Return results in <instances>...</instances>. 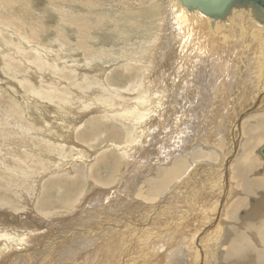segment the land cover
<instances>
[{
  "label": "rangeland",
  "instance_id": "obj_1",
  "mask_svg": "<svg viewBox=\"0 0 264 264\" xmlns=\"http://www.w3.org/2000/svg\"><path fill=\"white\" fill-rule=\"evenodd\" d=\"M164 9L161 0H0V264H171L173 259L187 264L178 239L192 235L197 264H210L202 248L210 245L205 236L218 223L231 234L218 247L219 255L228 250L235 235L255 249L264 246L257 231L248 228L259 221L248 217L239 221L253 205L249 198L241 196L246 203L241 209L227 207L242 192V179L233 175V167L249 129L261 135L250 153L257 163L249 165L248 180L264 179V160L258 153L264 145V130H259L264 120V87L260 88L259 80L253 90V76L243 68L247 60L252 66L251 51H246V61L238 52L253 27L239 20L235 27L218 29V38L221 31L225 42L202 40L212 47L203 43L200 50L190 48L200 54L189 64L197 75L182 63L176 83L183 87L168 86L177 68L169 78L159 63L178 55L177 42L187 48L191 44L188 34L184 42L168 28L171 18ZM241 25L249 28L247 32ZM34 33L36 37L31 36ZM167 36L168 41L160 45ZM258 95V107L240 121L238 153L229 159L233 127L237 132L234 122ZM142 102V110L133 107ZM134 109L150 114L144 112L142 120L137 119ZM62 118H76L78 124L66 131L60 126ZM56 124L64 131L55 133ZM219 137L227 141L220 151L227 152L231 146L224 160L229 161L228 187L221 177V190L226 188L228 198L220 196L221 190L218 196L211 194L210 188L224 166L215 151ZM54 138L57 142L52 143ZM185 148L193 154L189 159L177 157L179 173L168 179L165 175L175 164L167 156ZM211 151L213 157L205 158V152ZM191 161L199 163L188 173ZM161 182L162 188L152 193L150 184ZM248 195L260 200L255 192ZM216 197L217 212L222 199L221 213H214L218 219L213 215L211 223L199 229L196 221ZM173 232L172 247L166 249L163 242ZM149 253L155 254L156 261Z\"/></svg>",
  "mask_w": 264,
  "mask_h": 264
},
{
  "label": "bare ground",
  "instance_id": "obj_2",
  "mask_svg": "<svg viewBox=\"0 0 264 264\" xmlns=\"http://www.w3.org/2000/svg\"><path fill=\"white\" fill-rule=\"evenodd\" d=\"M161 4H162V6H164V10H167V17L170 19V23H169V21H168V28L172 31V33L174 34V31L176 32V35H177V33L178 34H180L181 36H182V40L181 41H184L185 40V38H186V35L188 34V37H189V41H190V44L191 45H189L190 47H188L187 48V46L188 45H186L185 47H184V45L182 44L181 45V43H180V41L179 42H177L178 41V39L180 38V36H179V38L178 39H176L177 41V44H178V48H180V49H178V55H176V56H171L170 57V59H166L165 61H162L161 63H159V67L160 68H164V71H163V73H168V77L170 78L171 76H172V72L174 73V71L173 70H175L178 66L181 68V66H180V64H182L183 63V66H185L184 68H190V71H193L192 73L190 72V74L192 75V74H194L195 72H194V68L192 67V66H189V64L191 63L190 61H193L196 57H198L196 54H195V50L197 51V50H200L201 48H202V44L204 43V45L206 44V45H208L207 43H209V42H203L202 40H219V38L220 39H222L223 40V42H225L226 40H225V36H223L222 35V33H221V31H224L223 30V28L224 29H228L229 28V26H232V27H235V25L233 24V23H238V21L239 20H241V22L240 23H244V24H249L250 25V27H253V31L251 32V30H250V35H249V37H247L248 39V41L245 39V43L241 46V48H240V50L238 51L239 53H241L242 54V56H244L247 52H248V50L249 51H251L248 55H250L251 53V57H252V61L253 62H256V65H255V63L253 64V62H252V66H251V62H250V66H249V64L248 63H246L247 61H246V55H245V63H244V61L242 62V63H244L242 66H243V68H246L247 70H248V72H247V74L249 75V77L250 76H253V86H252V88H253V90L255 89V87H256V82L257 81H259L260 80V88L261 87H264V79H263V76H264V26H261V25H258V24H254V23H251L247 18H244V17H242V15L241 14H239L238 12H233L232 13V16H230L229 18H227L225 21H213V20H210V19H208L206 16H204L203 14H201V13H199L198 11H196V10H193V11H189V10H187L186 8H184L183 6H181L180 5V3H179V1L178 0H161ZM237 20V22L236 21H234V20ZM1 21V20H0ZM241 29H244V30H246V32H247V30L249 29L248 27H245V25H241V27H240ZM248 28V29H247ZM218 29L219 30H221L220 31V37L218 38V33H219V31H218ZM13 30H16L15 28H13ZM30 31H32L33 32V29L31 28V30ZM165 31H167V29L165 30ZM231 31H233V29L231 30L230 29V32ZM31 32V33H32ZM167 32H169V31H167ZM234 32H235V30H234ZM233 32V33H234ZM239 32L241 33V31H240V29H239ZM228 33V32H227ZM237 33V32H236ZM249 33V32H248ZM232 34V33H231ZM238 34V33H237ZM34 36V37H36L35 36V33L34 34H31V36ZM170 35H171V33H170ZM169 35V36H170ZM233 35V34H232ZM235 35V34H234ZM160 36L161 37H163V35H161L160 34ZM165 36V35H164ZM169 36H167V38H166V40H160V45H164L163 44V42H167L168 41V38H169ZM172 36V35H171ZM177 36V37H178ZM215 37V38H214ZM234 37V36H233ZM160 38V37H159ZM164 38V39H165ZM173 38V37H172ZM175 38V37H174ZM237 38H238V35H237ZM242 38V37H241ZM235 39V38H234ZM173 40V39H172ZM192 40V41H191ZM236 40V39H235ZM163 41V42H162ZM202 41V42H201ZM230 41V40H229ZM232 41V40H231ZM240 41H242V40H240ZM172 42V41H171ZM185 42V41H184ZM184 42H182V43H184ZM216 42V41H215ZM228 42V41H227ZM235 42V41H234ZM239 42V41H238ZM196 43H197V45H196ZM217 43V42H216ZM216 43H214V44H216ZM220 42L218 41V44H219ZM231 43H233V42H231ZM236 43V42H235ZM243 42H241V44H242ZM221 44V43H220ZM220 44L218 45V46H220ZM224 44V43H223ZM222 44V45H223ZM230 44V43H229ZM238 44H240V43H238ZM38 45V44H37ZM170 45V44H169ZM202 45V46H201ZM224 45H226V44H224ZM233 45H234V43H233ZM166 46V45H165ZM164 46V48H166ZM217 46V47H218ZM229 46H231V45H228V47ZM239 46L240 45H238V48H239ZM207 48L208 47H212L211 45H208V46H206ZM225 47V46H224ZM227 47V46H226ZM161 50L163 49V47H159ZM193 48V50L194 51H192L191 49ZM222 48V47H221ZM230 48H232V46L230 47ZM209 49V48H208ZM214 49V48H213ZM39 50H40V48H39ZM219 50V49H218ZM222 50V49H221ZM225 50V49H224ZM223 50V51H224ZM233 50V49H232ZM202 51V50H201ZM206 51V50H205ZM247 51V52H246ZM39 52V51H38ZM194 52V53H193ZM201 53V52H200ZM205 53H207V52H205ZM195 54V55H194ZM222 54V53H221ZM224 54V53H223ZM240 54V55H241ZM190 55H191V57H193L192 59H190L191 57H190ZM202 55V54H201ZM207 55H210V54H208L207 53ZM236 55V54H235ZM253 55V56H252ZM254 55H255V58H254ZM195 56V57H194ZM219 56V55H218ZM35 57V56H34ZM173 57V58H172ZM208 57V56H207ZM212 57H214V56H212ZM211 57V58H212ZM216 57V56H215ZM221 57V56H220ZM250 57V56H249ZM35 59V58H34ZM39 59V58H38ZM197 59V58H196ZM195 59V60H196ZM209 59H210V57H209ZM240 60H241V58H239ZM263 60V63H261V60ZM36 60V59H35ZM194 60V61H195ZM215 60V59H214ZM218 60V59H217ZM249 60H251V58H249ZM40 61V60H39ZM36 62V61H35ZM222 62V61H221ZM215 63V62H214ZM193 64V63H192ZM217 65V64H216ZM197 69V68H196ZM181 71H182V69H181ZM181 71L179 70V68H177L176 69V74L173 76V77H171V78H173V81L170 83V84H168V86H172L174 83L175 84H178L179 86H182L181 84H179V82L178 83H176V81H178V79H179V76H180V73H181ZM184 72H185V70H184ZM183 72V73H184ZM187 72V71H186ZM214 72V71H213ZM244 72H246V71H244ZM205 73V72H204ZM196 74V73H195ZM215 74V73H214ZM197 75V74H196ZM217 75V74H216ZM260 75H261V77H260ZM219 76H220V74H219ZM244 76V75H243ZM185 77H186V75H185ZM221 77V76H220ZM239 77H241V76H239ZM238 77V78H239ZM245 77V76H244ZM202 78V77H201ZM243 78V77H242ZM246 78V77H245ZM182 79V78H181ZM189 80V79H188ZM230 80V79H229ZM252 80V79H251ZM251 80H249V81H251ZM182 81V80H181ZM195 81H197V80H195ZM243 81H244V79H243ZM205 82V81H204ZM214 82V81H213ZM225 82V81H224ZM224 82H222V83H224ZM240 82V81H239ZM238 82V83H239ZM244 82H246V81H244ZM243 82V83H244ZM208 83V82H207ZM207 83H205L206 85H209V84H207ZM216 83V82H215ZM214 83V84H215ZM228 83V82H227ZM237 83V82H236ZM242 83V82H241ZM242 83V84H243ZM182 84H184V82L182 83ZM188 85V84H187ZM245 85V84H244ZM189 86V85H188ZM214 86H216V85H214ZM248 86L250 87V84H248ZM183 87V86H182ZM219 87H221V86H219ZM207 88V87H206ZM211 88V87H210ZM227 89H228V87H226ZM231 88H233V87H231ZM230 88V89H231ZM251 88V87H250ZM226 89V90H227ZM229 89V90H230ZM235 89V88H234ZM263 91V90H262ZM262 91H261V93H262ZM162 92H164V90L162 89ZM217 92V91H216ZM212 93V92H211ZM214 93H215V91H214ZM227 93V92H226ZM253 93V92H252ZM252 93H250L251 95H252ZM216 94V93H215ZM248 94H249V92H248ZM217 95H219L218 93H217ZM254 96V95H253ZM259 96L260 95H258V98H256V99H253L254 100V102H252V103H250L249 105H248V107L247 108H244L245 110L246 109H248L250 106H252L258 99H259ZM114 98V97H113ZM108 99V98H107ZM262 99V98H261ZM109 101V100H108ZM259 101V100H258ZM83 103H86V101H84ZM100 103V102H99ZM112 103L113 104H116V99H112ZM166 103V102H165ZM241 103V102H240ZM259 103V102H258ZM248 104V103H247ZM126 105H128V104H126ZM142 105H143V102L142 103H140V104H134L133 105V107H135V108H137L138 110H142L141 109V107H142ZM163 105H164V103H163ZM116 106H117V104H116ZM220 106V105H219ZM256 107H258V106H256ZM138 110H136V109H134V113H133V117H135V118H139V119H141L142 117H144L146 114H147V111H144V112H146V114L144 113V112H141V111H138ZM229 110V109H228ZM244 110V111H245ZM244 111H243V113H244ZM75 112H79V110H77V111H75ZM149 112H150V110H149ZM152 112V111H151ZM230 112V111H229ZM80 113H83V112H80ZM106 113L107 114H109L110 113V111L108 110V111H106ZM233 113H234V115L236 114V112H234L233 111ZM150 114V113H149ZM149 114H147V115H149ZM224 114V113H223ZM228 114V113H227ZM232 114V113H231ZM61 115H63V114H61ZM160 115V114H159ZM159 115H158V118H157V120H158V122L159 123H161V121H162V119H161V117H159ZM217 114H215V116H216ZM76 116H78V113H73V117H76ZM227 116V115H226ZM196 117V116H195ZM217 117H218V115H217ZM234 117V116H233ZM237 117V116H236ZM219 118V117H218ZM217 118V119H218ZM142 120V119H141ZM195 120V119H194ZM221 120V119H220ZM40 121H41V119H40ZM40 121H38V122H40ZM143 121H144V123H146V119H143ZM38 122H33L34 123V125L35 126H37V124H38ZM220 122V121H219ZM45 123V122H44ZM223 123V122H222ZM235 123V122H234ZM76 124H78V121L76 120V118L75 119H70V118H67L66 120H64L63 118H62V122H61V127H66L67 128V130L66 131H69L70 129H71V127H74ZM33 125V126H34ZM40 125H41V122H40ZM45 125L47 126V127H49L46 123H45ZM57 125V127L55 128V127H53V128H55V129H57V132H55V133H58V130H60V131H64V128H61L60 126H59V124H56ZM222 125V124H221ZM35 126H34V128H35ZM52 125H50V127H51ZM142 125H140L139 127H141ZM234 126L236 127V124H234ZM49 127V129H51ZM159 127H161L160 126V124H159ZM199 127V126H198ZM237 128V127H236ZM197 129V128H196ZM223 129V128H222ZM239 130H240V128H239ZM259 130H264V120L261 122V124H260V128H259ZM52 131V130H51ZM59 131V132H60ZM135 131V130H134ZM199 131V130H198ZM238 128H237V132H235L234 131V127H233V129L231 130V138H232V140L235 138V139H238L239 140V138H240V136H239V134H238ZM237 133V134H236ZM199 134V133H198ZM59 135H61V134H59ZM63 135H64V133H63ZM230 135V134H229ZM260 135L261 134H259L258 133V130H256V129H249V134L247 135V138H246V140L245 141H242V144H241V146H242V149L240 150V154H239V156H238V159L236 160V162H235V164H234V167H233V175H234V172H235V176H237V177H240L241 179H242V184L239 186V187H241V193H240V197H238V198H235L236 199V201H233L232 200V202L229 204V206H227L229 209H231V210H235V209H241V208H243L245 205H246V203L244 202V198H241V196L243 195V196H246V197H248L249 198V201H251L252 203H253V205L250 207V211L249 210H247V212H246V217L244 216V218H242V219H239V221H240V223L241 222H243L244 220H246V218L248 217V219H251V222H254V220H257L256 222H258V223H255V224H250L249 226H248V228H251V229H255L256 231H257V234L259 235V237H260V239L264 242V188H258V187H260V186H262L263 184H264V179H260V180H257V179H251V180H248V172H249V170H250V167H249V165H254L255 166V163H257L256 162V160H253L251 157H250V153H252L253 152V150H254V148H255V143H256V139L258 138V137H260ZM52 136V135H51ZM50 136V137H51ZM220 136V135H219ZM230 138V137H229ZM216 139V138H215ZM231 140V141H232ZM54 141H56L57 142V140L54 138L53 139V141H52V143H54ZM215 141V140H214ZM210 142V141H209ZM227 142V141H226ZM225 142V143H226ZM230 142V141H229ZM195 143V142H194ZM215 143V142H214ZM225 143L223 142V137L221 138V137H219V140H218V142L216 141V146H215V144H214V146H215V151L220 155L219 156V158H220V163H219V165L221 166L223 163H224V160L227 158L226 157V153L228 152V150H230L231 149V146H230V148L227 150V152H222L223 151V149H224V145H225ZM190 144V143H189ZM230 144V143H229ZM229 144H228V146H229ZM232 144V143H231ZM230 144V145H231ZM208 146H210V145H208ZM188 147V146H187ZM191 147V146H190ZM208 148V147H207ZM212 149H214L213 147H212ZM227 149V148H226ZM163 152L165 151V150H167V148L166 147H163L162 149H161ZM185 150H186V148H185ZM220 150H222V151H220ZM161 151V152H162ZM161 152H158L159 153V155H160V153ZM162 152V153H163ZM216 153V154H217ZM238 153V152H237ZM191 154H193L192 153V151H190V150H186V151H184L183 153H178V154H175V156H173V153L172 154H169L168 156H167V158H169V160H170V163H172V164H175V169L172 171V172H170V173H168V174H166L165 176H167V178L168 179H171V178H173L177 173H179V161H176V159H177V157H182V158H187V159H189V157H190V155ZM206 154V155H205ZM205 158H208V159H211L212 157H213V155H214V153L211 151V152H205ZM217 154V155H218ZM144 155V154H143ZM197 155V154H196ZM203 155V156H204ZM149 157V156H148ZM202 157V156H201ZM235 157V156H234ZM213 160V159H212ZM232 160V159H231ZM204 161V160H203ZM207 161H209V160H207ZM215 161V160H214ZM214 161H213V164H215L214 163ZM219 161V160H218ZM202 162V161H201ZM199 162H197V161H191L190 162V166H189V168H188V170H186V171H188V173L190 172H192V169H194L196 166H198L197 164H198ZM216 163H217V161H216ZM234 163V162H233ZM254 163V164H253ZM213 164H211V167H212V165ZM218 165V166H219ZM167 168L169 167V163L167 164V165H165ZM61 167V166H60ZM222 168H223V165H222ZM220 170V169H219ZM230 170V169H229ZM228 170V171H229ZM197 171H199V170H197ZM215 172V171H214ZM213 172V173H214ZM230 172V171H229ZM216 173V172H215ZM214 173V174H215ZM157 174H158V172H157ZM222 174V175H221ZM229 174V173H228ZM194 176V175H193ZM210 176V175H209ZM223 176V172L222 171H219V172H217L216 173V181L217 182H215V185H213L212 187H210L211 188V194H217V196L221 193L220 192V190H221V188L223 187L222 186V180H221V177ZM145 177V176H144ZM200 177V176H199ZM214 178V177H213ZM153 179V178H152ZM241 179H239V180H241ZM201 182V181H200ZM199 183V182H198ZM204 183V182H203ZM202 183V184H203ZM207 183H208V180H207ZM212 183V182H211ZM151 186H149V189L152 191V193H153V190H155V189H157V190H159V189H161L162 188V182L161 183H152V184H150ZM176 185V184H175ZM98 186V185H97ZM204 186V185H203ZM210 186V185H209ZM206 187V186H205ZM228 187V186H227ZM188 189H189V187H188ZM204 189V188H203ZM191 191V190H190ZM222 191V190H221ZM226 191V188H223V191H222V194H220V196L221 195H223V198L225 197V198H228L227 196H228V193L227 192H225ZM227 191H228V189H227ZM230 191V190H229ZM254 192L257 194V196H258V199H260L258 202H255V200L254 199H252V198H250V195H248L249 193H252V194H254ZM192 193V192H191ZM115 194V193H114ZM206 194V193H205ZM209 195H210V193H209ZM209 195H206V196H209ZM187 197V196H186ZM210 197V196H209ZM212 198V197H211ZM210 198V199H211ZM219 198V197H218ZM218 198L216 197V199L212 202L211 201V203H209V205H210V207L209 208H206L205 210H208V211H206L204 214H203V216L200 218V220L199 221H196V223H198V225L196 226V227H199V229L201 228L202 229V227H204L205 225H207V224H209V223H211L210 221H211V218L213 217V215H214V213H216L217 211H216V204L218 203ZM233 198V197H232ZM209 200V199H208ZM228 201H230V200H228ZM219 204V203H218ZM90 205V204H89ZM103 207V206H102ZM169 207H170V205H169ZM175 207V206H174ZM173 208V207H172ZM181 208V207H180ZM205 208V207H204ZM108 209H110V208H108ZM178 209V208H177ZM175 210V209H174ZM112 211V210H111ZM216 211V212H215ZM161 212V211H160ZM160 212L158 211V213L160 214ZM178 212V211H177ZM220 213H221V210L219 211ZM95 213H97V212H95ZM107 213V212H106ZM111 213V212H110ZM116 213V212H115ZM167 213V212H166ZM218 213V212H217ZM112 214H114V213H112ZM81 215V214H80ZM116 216V215H115ZM81 217V216H80ZM97 217V216H96ZM111 217V216H110ZM214 217H215V215H214ZM97 218H99V217H97ZM216 218V217H215ZM247 219V220H248ZM252 219H254V220H252ZM88 220V219H87ZM86 220V221H87ZM110 221V220H109ZM214 221V220H213ZM93 222V221H92ZM95 222H97V221H95ZM101 222V221H100ZM99 222V223H100ZM108 222V221H107ZM112 222V221H111ZM216 222H218V220L216 221ZM66 223V222H65ZM74 223H76V222H74ZM84 223V222H83ZM195 223V224H196ZM82 224V223H81ZM87 224V223H86ZM90 224V223H89ZM171 224V223H170ZM245 224H247V222H245ZM64 225V224H63ZM69 225V224H68ZM72 225V224H71ZM83 225V224H82ZM100 225V224H99ZM102 225V224H101ZM100 225V226H101ZM114 225V224H113ZM163 225V224H162ZM175 225H176V223H175ZM53 226V225H52ZM62 226V225H61ZM103 226V225H102ZM108 226V225H107ZM132 226V225H131ZM158 226V225H157ZM161 226V225H160ZM167 226V225H166ZM243 227L244 226H246V225H242ZM65 227V226H64ZM63 227V228H64ZM76 227V226H75ZM77 227H79V226H77ZM83 227V226H82ZM88 227V226H87ZM135 227V226H134ZM133 227V228H134ZM187 227H189L190 229H196L195 228V226L193 225V227L192 226H190L189 224H188V226ZM58 228V227H57ZM95 228V227H94ZM100 228V227H99ZM98 228V229H99ZM106 228V227H105ZM104 228V231H107V229H105ZM132 228V229H133ZM154 228V227H153ZM152 228V229H153ZM78 229V228H77ZM82 229V228H81ZM86 229V228H85ZM97 229V228H96ZM110 229V228H109ZM162 229V228H161ZM225 230H226V228H224ZM103 230V229H102ZM102 230H101V232H102ZM214 230V231H213ZM212 230V228H211V232L207 235V236H205V237H207V241L206 242H208V243H210V245H206V246H203V248H202V255L204 256V258H208L209 259V263L210 264H220V261H223V260H225V262H228L229 264H264V246L263 245H259L258 247V249H255V248H253V247H251L252 245H253V243L251 244V246L250 245H247L246 243H245V238H244V240H242V237L241 236H238V235H235V237L233 238V240H232V242H231V244H230V246H229V248H228V250L223 254V255H219L218 253H217V251H218V247L221 245V247L229 240V235H231V234H227V232L225 231L224 232V230H223V228L221 227V224H216V226H214V229ZM66 231V230H65ZM67 231H69V230H67ZM76 231V230H75ZM88 231V230H87ZM89 231H90V229H89ZM97 231V230H96ZM100 231V230H99ZM98 231V232H99ZM141 232V231H140ZM146 232V231H145ZM199 232H201V230L199 231ZM199 232H197L198 234H199ZM48 233V232H47ZM52 233V232H51ZM50 232H49V234H51ZM71 233H72V231H71ZM70 233V234H71ZM75 233V232H74ZM90 233V232H89ZM88 233V234H89ZM116 233V232H115ZM197 233H195V235L197 234ZM203 233V232H202ZM205 233V232H204ZM65 234V233H64ZM67 234V233H66ZM78 234V233H77ZM82 234V233H81ZM92 234V233H91ZM96 234V233H95ZM173 234H174V232L172 233V234H168L167 235V237L165 238L166 239V241H164L163 242V246H166V249H169L168 248V246H170V247H172V245H170L172 242H173V240H174V237H173ZM207 234V233H206ZM205 234V235H206ZM226 234V235H225ZM53 235V234H52ZM52 235H50V236H52ZM72 235H73V233H72ZM71 235V236H72ZM86 235V234H85ZM114 235V234H113ZM126 235V234H125ZM144 235V234H143ZM14 236V235H13ZM35 236V235H34ZM33 236V237H34ZM64 236V235H63ZM68 236H69V234H68ZM71 236H70V238H71ZM76 236V235H75ZM89 236V235H88ZM103 236V235H102ZM139 236V235H138ZM151 236V235H150ZM93 237V236H92ZM92 237H90V238H92ZM94 237H95V235H94ZM115 237V236H114ZM126 237V236H125ZM192 237H193V235L192 236H190L189 238H185L184 240H182V239H178V241L179 242H181V244L179 245V246H183V249H181V251H180V249H179V251H180V253H182L183 254V256H184V258L186 259V263L187 264H197V259H198V255H197V251H196V249L194 248V246H193V240H192ZM203 237H204V235H203ZM69 238V237H68ZM69 238V239H70ZM83 238V237H82ZM89 238V237H88ZM107 238V237H106ZM142 238H143V236H142ZM150 238V237H149ZM153 238V237H152ZM160 238V237H159ZM50 239V238H49ZM52 239H53V237H52ZM84 239H85V237H84ZM98 239H100V238H98ZM103 239V238H102ZM101 239V240H102ZM133 239V238H132ZM160 239H164V238H160ZM164 239V240H165ZM43 240V239H42ZM46 240V239H45ZM78 240V239H77ZM86 240V239H85ZM92 240V239H91ZM93 240H94V238H93ZM92 240V241H93ZM155 240V239H154ZM161 240V241H162ZM177 240V239H176ZM82 241V240H81ZM103 241V240H102ZM121 241V240H120ZM149 241V240H148ZM157 241V240H156ZM159 241V240H158ZM160 241V242H161ZM243 241V242H242ZM11 242V241H10ZM49 242V241H48ZM73 242H75V241H73ZM87 242V241H86ZM94 242V241H93ZM113 242V241H112ZM114 242L115 243H117L116 242V240H114ZM35 243V242H34ZM47 243V242H46ZM76 243V242H75ZM91 243V242H90ZM111 243V242H110ZM151 243V242H150ZM150 243H149V245H150ZM154 243V242H153ZM153 243H152V246H156L157 244H159V242H155L154 243V245H153ZM240 243H242V244H240ZM12 244V243H11ZM68 244V243H67ZM70 244V243H69ZM89 244V243H88ZM97 244V243H96ZM95 244V245H96ZM101 244V243H100ZM240 244V245H239ZM14 245V244H13ZM47 245V244H46ZM53 245V244H52ZM85 245H87V244H85ZM114 245V244H113ZM201 245V244H200ZM258 245V244H257ZM15 246V245H14ZM48 246V245H47ZM54 246H56V245H54ZM89 246V245H88ZM101 246V245H100ZM143 246V245H142ZM158 246V245H157ZM162 246V247H163ZM90 247V246H89ZM113 247V246H112ZM139 247H140V245H139ZM144 247V246H143ZM39 248V247H38ZM42 248V247H41ZM87 248V247H86ZM142 248V247H141ZM154 248V247H153ZM161 247L159 246V248H157V249H155V250H159ZM165 248V247H164ZM179 248H181V247H179ZM112 249H114V248H112ZM111 249V250H112ZM116 249V248H115ZM114 249V250H115ZM130 249H132V248H130ZM203 249H205V251L203 250ZM52 250V249H51ZM107 250V249H106ZM105 250V251H106ZM110 250V251H111ZM113 251V250H112ZM111 251V252H112ZM116 251V250H115ZM176 252V251H175ZM252 252H254V254H257L256 256L255 255H253V256H251V254H252ZM174 253V252H173ZM178 253V252H177ZM109 254V253H108ZM113 254H114V251H113ZM150 254V253H149ZM152 254V257H151V259L152 258H154V261H156V258H155V254H153V253H151ZM150 254V255H151ZM90 255V254H89ZM111 256V255H110ZM112 256H116L115 254L114 255H112ZM177 256H179V254L177 255ZM203 258V257H202ZM203 258V259H204ZM257 258L259 259L258 261H257ZM142 259V258H141ZM150 259V257L148 258V257H146L144 260H149ZM183 259V258H182ZM253 259H255V262H253ZM83 260H85V259H83ZM83 260H82V263H83ZM110 260V259H109ZM114 260V259H113ZM143 260V261H144ZM170 260H172V258L170 259ZM106 261V260H105ZM105 261H103V262H105ZM116 261V260H115ZM172 261H174L173 263H171V264H177V263H181V261H179L178 259H173ZM185 261V260H184ZM249 261V262H248ZM257 261V262H256ZM102 262V263H103ZM110 262H112V261H110ZM106 264L108 263V262H105ZM104 263V264H105ZM114 263V262H113ZM201 263V262H200ZM199 263V264H200ZM85 264V263H84ZM108 264H110V263H108ZM112 264V263H111ZM143 264V263H142ZM146 264V263H145ZM183 264V263H182ZM203 264V263H202Z\"/></svg>",
  "mask_w": 264,
  "mask_h": 264
},
{
  "label": "water",
  "instance_id": "obj_3",
  "mask_svg": "<svg viewBox=\"0 0 264 264\" xmlns=\"http://www.w3.org/2000/svg\"><path fill=\"white\" fill-rule=\"evenodd\" d=\"M180 5L189 11L196 10L199 13L206 16L208 19L213 21H225L227 18L232 16L233 12H238L242 17L247 18L251 23L264 26V0H178ZM258 102V100H257ZM255 102L252 106L243 112L238 114L235 124L239 131V124L241 119L252 112L257 104ZM239 134V132H238ZM238 139L232 140V152L228 157L232 158L238 149ZM260 157L264 160V145H262L258 151ZM228 163L224 161L223 176L225 187L228 186L227 174H228ZM262 170L264 171V163ZM222 199H220V206ZM218 208V213L219 209ZM218 219V214L216 216Z\"/></svg>",
  "mask_w": 264,
  "mask_h": 264
}]
</instances>
